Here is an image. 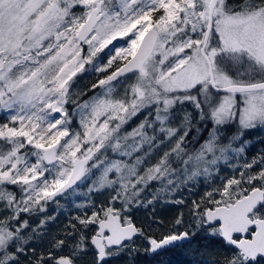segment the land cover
I'll list each match as a JSON object with an SVG mask.
<instances>
[{"label": "snow or ice", "instance_id": "obj_1", "mask_svg": "<svg viewBox=\"0 0 264 264\" xmlns=\"http://www.w3.org/2000/svg\"><path fill=\"white\" fill-rule=\"evenodd\" d=\"M194 242L264 264V0H0V264Z\"/></svg>", "mask_w": 264, "mask_h": 264}, {"label": "trees", "instance_id": "obj_2", "mask_svg": "<svg viewBox=\"0 0 264 264\" xmlns=\"http://www.w3.org/2000/svg\"><path fill=\"white\" fill-rule=\"evenodd\" d=\"M95 79L96 76L94 73L91 75H84L79 80L78 87H83L85 84L90 81H94ZM252 154L253 153H249V155ZM220 175L227 176L230 175V173L225 169L224 171H221ZM217 182H219L218 178ZM204 191L205 188L203 187V181H201V186L196 189V195L189 197L188 203H191L192 198L198 199L199 195H202ZM183 195L189 196L187 192L183 193ZM60 203H64V201L61 200ZM54 210H56V205H49L48 215H51ZM151 212V208L148 209V212H145L142 209L134 211L133 217L137 226H144L147 229L148 222L151 219L149 213ZM180 212H184L187 215V208L173 204H157L155 206L156 217L164 222L165 227H167V225L170 224ZM66 215L67 213H61L58 216V219L49 225L52 232H55L58 226H62L67 223ZM35 222H38V219ZM160 231L161 230L156 224H153L150 229H147L148 234L159 235ZM136 244L146 246V241L143 237H137ZM195 247H197V245L194 242L192 246L172 247L166 251H161L158 255L151 257L141 256L138 259L140 264H211L213 258H219L222 255L230 254L225 248L215 242L209 243L207 247H200L198 251L194 252L193 248Z\"/></svg>", "mask_w": 264, "mask_h": 264}, {"label": "rangeland", "instance_id": "obj_3", "mask_svg": "<svg viewBox=\"0 0 264 264\" xmlns=\"http://www.w3.org/2000/svg\"><path fill=\"white\" fill-rule=\"evenodd\" d=\"M53 205V204H52Z\"/></svg>", "mask_w": 264, "mask_h": 264}]
</instances>
